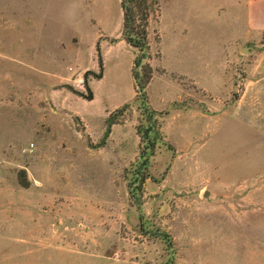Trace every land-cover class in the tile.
I'll return each mask as SVG.
<instances>
[{
    "label": "rangeland",
    "instance_id": "374dc122",
    "mask_svg": "<svg viewBox=\"0 0 264 264\" xmlns=\"http://www.w3.org/2000/svg\"><path fill=\"white\" fill-rule=\"evenodd\" d=\"M150 1L139 91L122 0H0V84L25 93L0 95V264H264V126L239 112L264 31L231 34L240 0Z\"/></svg>",
    "mask_w": 264,
    "mask_h": 264
},
{
    "label": "crops",
    "instance_id": "0c3cea01",
    "mask_svg": "<svg viewBox=\"0 0 264 264\" xmlns=\"http://www.w3.org/2000/svg\"><path fill=\"white\" fill-rule=\"evenodd\" d=\"M239 4L241 5L240 8H237L238 14H236V18H234V25H233V31L231 32L232 35H248V34H254L257 32L264 31V0H240ZM232 23V24H233ZM28 51V50H26ZM33 51L32 54V63L37 66L42 71V76H35L31 78L32 83H36L38 86V89L36 90L37 94H57L56 86V79L50 80V65L47 61L48 59L41 58L39 54V49L37 48L35 51ZM21 55L23 56L24 48L20 50ZM17 54L19 55V50L17 51ZM264 72V62H260L256 65V69H260ZM88 68L86 67L83 69L86 71ZM55 74V73H54ZM61 78H65V75H60ZM102 77V76H101ZM100 77V78H101ZM18 78V77H17ZM12 83L14 81V78H7ZM20 79L24 80L23 77H20ZM95 79L91 78L88 81V85L90 86V82ZM61 81V80H60ZM249 84L246 86V90L244 94H256V99H251V96H248V98L241 103L239 106L240 114L242 113V119L245 123H248L250 125H253L257 128L262 129L264 126V73L262 75L255 77L254 79L248 81ZM250 83H252L250 85ZM10 87L4 86L0 84V95L2 94H25L20 86H18L17 81L15 80L14 84L9 83ZM250 85V86H249ZM170 87V85H168ZM166 86V89L167 87ZM91 88V86H90ZM92 90V89H91ZM35 91H33V94H36ZM93 93V99L89 100H95L96 94ZM181 94H194V92L189 91H183ZM195 94H199L198 92H195ZM211 94V93H210ZM172 94H161V100H163V103L160 104L165 105L164 99L170 97ZM38 102V101H37ZM39 105V103H37ZM255 109L258 112H253V109ZM241 116V115H240Z\"/></svg>",
    "mask_w": 264,
    "mask_h": 264
},
{
    "label": "trees",
    "instance_id": "16d2710c",
    "mask_svg": "<svg viewBox=\"0 0 264 264\" xmlns=\"http://www.w3.org/2000/svg\"><path fill=\"white\" fill-rule=\"evenodd\" d=\"M124 10V34L127 41L134 47L138 48L139 54L135 59L134 77L139 91L143 90L151 81L153 70L147 58H149V41H148V15L150 0H122ZM136 14H140L144 28L141 31L135 30ZM99 64L103 66L101 53L99 52ZM101 77V76H100Z\"/></svg>",
    "mask_w": 264,
    "mask_h": 264
},
{
    "label": "water",
    "instance_id": "95a60500",
    "mask_svg": "<svg viewBox=\"0 0 264 264\" xmlns=\"http://www.w3.org/2000/svg\"><path fill=\"white\" fill-rule=\"evenodd\" d=\"M88 99H93V93L90 92L89 96H88ZM123 112V110H120L118 114H121ZM117 114L113 115L110 119H109V126L107 128V131H106V136H108V134L111 132V127H112V122L113 120L116 118ZM104 143V141L102 142Z\"/></svg>",
    "mask_w": 264,
    "mask_h": 264
},
{
    "label": "built area",
    "instance_id": "2783aa9c",
    "mask_svg": "<svg viewBox=\"0 0 264 264\" xmlns=\"http://www.w3.org/2000/svg\"><path fill=\"white\" fill-rule=\"evenodd\" d=\"M76 81H78L79 83H82V79H77Z\"/></svg>",
    "mask_w": 264,
    "mask_h": 264
}]
</instances>
